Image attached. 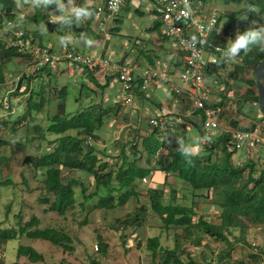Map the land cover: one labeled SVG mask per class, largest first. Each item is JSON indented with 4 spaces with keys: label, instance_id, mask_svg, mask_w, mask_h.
<instances>
[{
    "label": "trees",
    "instance_id": "trees-1",
    "mask_svg": "<svg viewBox=\"0 0 264 264\" xmlns=\"http://www.w3.org/2000/svg\"><path fill=\"white\" fill-rule=\"evenodd\" d=\"M17 2L18 0H0V27L4 20L3 12L12 19L17 17L13 11L17 7ZM252 6H256L258 11L252 10ZM239 13H246L250 20L258 18L264 14V0H246V6L239 12L231 13L230 18L237 19ZM245 30L248 29L243 28L242 31ZM255 47L258 46H253L247 53L241 51L240 54L249 55ZM147 54L141 51V55L154 64L153 56ZM12 57H17L22 62H31L32 59L28 54L9 48L6 41L0 38L2 61L0 110L3 108L5 97L10 102V109L7 111L9 116L6 117L8 119L0 121V158L9 161L11 153L13 156L23 153L20 160V165L23 167L20 176L23 181L20 182L21 185H27L28 190L31 188L25 170L33 176L42 173L44 194L39 200L47 206L45 212L53 211L65 216L76 205L85 208L86 202L92 204L93 199H96V202L91 209L116 211L135 201L136 210L120 220L119 225L122 229L145 225L151 212L153 218L160 219L164 229L174 231V247L163 245L159 235L146 237L145 240L141 239L140 235L136 236L140 245L144 242L152 264H201L197 263L192 252L183 246L184 242H181V239L194 248H199L203 245L206 236L226 244L218 253L210 252L212 259L208 264L212 261L225 264H250L244 260L236 262L232 257L231 249L234 243H245L250 247L247 243L248 234L253 228L264 224V150H260L261 157L259 152L243 164L236 162L233 159L234 151L229 149L232 140L228 134L222 133L215 139L214 136H207L209 145L203 146L198 140L197 151L185 156L179 151V139L168 137L156 129L151 131L146 127V135L140 138L138 135L122 147L120 164L102 161L95 147L84 144V137L94 134L101 128L106 122L105 117L108 114L116 115V112L122 109L121 105L114 104L111 109L93 103L71 112L66 105L68 90L64 87L59 93L49 91L45 82H38L40 69L22 75L15 89L11 90L8 77L10 69L6 65ZM248 67L238 69L244 75L242 81L247 80L245 75ZM90 78L96 81L93 77ZM32 81L35 89L31 88ZM138 93L143 95L141 92ZM90 94L89 91L86 95L90 96ZM245 96L251 97L252 93L248 90ZM15 97L20 98L19 102H24L25 106L19 115L13 116L10 111ZM239 112L243 113V109L240 108ZM45 115L46 120H41V116L43 118ZM233 126L239 125L234 122ZM139 144L147 154L145 160L147 166L138 164L144 157L138 149ZM126 147L135 150L134 158H130ZM67 170L82 171L85 178L92 179L94 187L90 189L82 179L63 177ZM1 172L0 167V187L14 185L16 188L20 184L14 177H3ZM157 173H162L164 176L165 187H148L144 202L140 179L151 176L156 178ZM171 175L175 178L174 184L169 182ZM78 186L81 188L83 200L77 204L76 187ZM13 205V202L7 205L5 220L0 222V245L26 237L41 239L54 246L73 251L72 236L65 229L42 227L41 219L36 215L25 221L22 209L18 213H13L11 207ZM210 208L219 213L218 221H214L209 214ZM7 222L9 225L13 224L10 227L8 225L3 227ZM98 239V251L106 255L108 245L101 235H98ZM260 250L261 253L251 257L253 263L264 262V248L261 247ZM183 256L188 260H184ZM21 257H26L31 263L16 261L12 264H37L45 260L44 254L30 245L18 247L17 258ZM0 264L7 263L3 261ZM91 264L102 263L93 259Z\"/></svg>",
    "mask_w": 264,
    "mask_h": 264
},
{
    "label": "clouds",
    "instance_id": "clouds-1",
    "mask_svg": "<svg viewBox=\"0 0 264 264\" xmlns=\"http://www.w3.org/2000/svg\"><path fill=\"white\" fill-rule=\"evenodd\" d=\"M108 1L109 0H104L102 3L98 4L92 14L90 11H88L85 8H76V9H73L71 12H68L65 8V5L62 3V0H18L17 7L15 10H13L17 14L16 18L12 19L5 12L2 13V15L4 16V20H2V25L0 27L1 28L0 38L6 41V44L9 48H15L19 53L28 54L32 58L31 59L32 66H29V68L27 69L28 72L20 71V69L15 66V63L16 65H19L17 64V61H18L17 57H12V60L7 63L6 66H8V68L10 69L8 71L10 85H12L13 83L16 84L22 75L30 74L31 72L33 73L35 72V70L40 69L41 75L39 76L40 80H38V82H41V83L45 82V86L47 87L49 91H52V92L54 91L55 93L57 92L59 93V90H61L64 87L68 90V96L66 98V105H67V100L69 98H72L71 94H76V92L78 91L75 88H72V89L69 88L68 86L69 80L68 78L66 79L68 81H65V79H62L63 74H66L69 77H73L74 80H76L77 77L79 78L78 79L79 83H77V85L80 90L79 97L81 96L82 100L78 101L77 104L79 102H82V103L81 105H78L77 107H73L72 109L67 107V109L71 112H74L77 108L86 107L93 103L101 104L103 107L111 108V109H113L114 106L112 105L114 104L121 105L122 109H119L116 112V115L108 114L105 117L106 122L101 128H99L94 134L86 135L84 137V144L88 147H95L102 161H108L110 163L120 164L122 160V157L120 156L122 147H124L128 142L124 144H122L121 142H117V145L111 146L109 148L107 144H104V145L102 144V146H104L103 149H100L98 146H96L98 145L97 140L100 137L101 130L110 122L112 121L115 122L117 120L124 119V118L135 122V120L139 119V115H142L143 113L145 115L144 120L146 122L145 128L148 127L151 131L156 129L159 133H165L169 137V136H172L171 133L173 129L172 127L173 124L175 123L183 124L187 120V118L185 117L192 116L193 114H196V113L200 114V116H204L202 111L196 110L192 112L191 101L184 94H177L170 87L159 84V83L157 84L154 83L152 88L147 92H143V91H140L138 88H135V92L132 94V104L131 105L124 104L122 100H120V98L118 97L119 92L121 91L120 82H119L120 72L118 70H114V71L109 70L107 68L108 64L120 65V66L126 65L129 67H134L137 70L138 74L139 73L141 74V71H144L145 69H148V68H161V69H166L168 71L174 72L176 67H178V65L180 64V59L183 55V52L179 48V45L177 44V42L167 37L163 33L162 31L163 21L157 12L156 1L147 0L146 5L147 7H149L150 5L149 10L151 11V13L153 14L155 18L156 27H159L160 36L163 39L161 43L164 44L165 49L160 46H157L153 48L152 50L147 49V48L142 49L143 52L151 54L155 62L154 64L153 63L151 64L150 62H146L147 63L146 65H140L138 63H133V62L118 61L116 59H112L110 57L103 56L100 54L91 55L86 52H80L71 46L72 45V37H71L72 33L66 30H62V29H56L58 31L55 32V34L53 35V38L51 39L52 43L45 44L43 38L47 37V34L44 35V31H46V29H44L42 25H40L39 27L41 29L43 28L44 31L41 29L39 30L38 29H35V30L26 29L21 21V14H20V7H21L22 10H24V8H31L36 11L37 15L42 16L43 15L42 5L44 7H48L52 3H55L57 11H59L62 14L60 17L57 18L58 21L67 26H71L74 20L75 22L78 23L80 22L81 19L92 15V17L98 23V27H97L98 34L101 36L100 39L103 41L105 45L108 41L113 40V37L115 34L114 33L115 31H113V28L114 29L116 28V30L118 29V26L115 27V23L117 20L122 19L119 17L122 13L123 8L127 6L129 2V0H125L124 5H122V7L118 11H116L109 17L107 25H106L107 28L103 32L100 26V22H101L102 17L108 16L110 14L108 13ZM202 1L205 4H207L209 7L218 10L222 15L220 18V23L218 21V26L221 25L223 27V30H224L223 34L225 37L222 38L220 41H218L216 33H215L213 35V39L218 41L223 46L225 50L223 53V59L225 61L230 60L231 64L234 66L232 71L231 70L229 71V75L231 76V78H234L235 83L233 85H230L229 87H232V89H236V81L244 77V75H242L238 71L239 67H246V66L248 67L249 65L248 70L246 72L247 74L245 76H247V79L249 80H253L254 78L256 79V74L259 68L264 63V26L261 23V20H258L260 16L264 14L260 15L256 19L250 20L246 13H242V14L239 13L240 14L239 17H237V19L235 20H232L230 18L231 13L239 12L240 9L223 11L215 7L216 0H202ZM223 1L225 3H228L231 1H235V0H223ZM257 9L258 8L256 6H252V10L256 11ZM0 11H1V8H0ZM257 20H258V23H255L254 21H257ZM38 22L41 23L42 19L41 18L38 19ZM222 22L224 24H222ZM56 24L57 23L54 22L53 26ZM254 27H258V28H254ZM243 28H246L248 30L242 31ZM250 28H254V29H250ZM105 32H107L108 34H105ZM166 44L168 45V47L166 46ZM253 46H258V47L253 48L249 55L240 54L241 51L247 53L248 51L251 50ZM1 62L2 61L0 59V64ZM218 68H219L218 66L213 65V68L209 72L210 73L209 76L211 78H213L214 73L218 72ZM90 76L93 77L96 81L92 80ZM261 77H262L261 80L256 79V82L258 83L256 87H258L260 83L264 84V75ZM101 87H104V88L102 89ZM158 87L163 88V89L166 88L167 90L172 92L174 94L173 96H175L178 100L180 99V97L185 98L189 102V105H190L189 106L190 108L188 109V113L185 115L186 112L182 113L179 107H175L174 105L171 106L167 102L162 103V104L160 103L159 105H153L149 109H143L142 107H139L141 104L140 103L141 99L147 98L149 95H151L152 90ZM229 87L226 89L225 93L222 96L229 97L227 95V93L231 90L229 89ZM244 87L247 88L246 89L247 91H245V93L243 94L245 96L248 93L249 86L247 84H244ZM31 88L35 89L33 81L31 83ZM11 90H14V89H11ZM110 90L112 93H114V98L112 99L111 102L108 103L102 98L105 97L106 93L110 92ZM89 91L91 94L90 96H87L86 94L89 93ZM99 92H101L100 93L101 98L98 97ZM138 92L143 93V95H140ZM136 97H137V100L138 99L140 100L139 103L137 101V108H138L137 110H136V107H134ZM83 98H85V100H83ZM229 99L230 101H233V103H235L233 98L229 97ZM86 101L88 102L87 104L85 103ZM214 102L217 103L218 101L217 102L212 101V103H209L207 106L211 108L218 107V103L216 107L213 106L215 104ZM22 104L25 106L24 102ZM163 106H167L173 110V113L171 114L173 119L166 120V124H167L166 129H161V127L156 126L151 123V120L155 116L156 112H158ZM12 107H13V104H12ZM21 108H24V107H21ZM125 108L130 109L131 111L128 116L123 113V109ZM8 109H10V102L9 100H7V97H5L3 108L0 110V112L8 114L7 113ZM178 117L181 118V121L177 120ZM262 118H264V116L261 117L260 119ZM203 124H204V117L201 123L202 129L206 133L205 137L202 139V142H201V144L204 146V145H209V140L207 136L209 135L214 136V139H215L222 133H219L216 131L207 133L208 131L204 129ZM240 126L243 127L242 125ZM0 131H1V128H0ZM144 135H146V130H145ZM138 137L140 138L141 136H138ZM179 143H180L179 151L183 155L189 156V155L194 154V149L191 146L185 145L183 141H180ZM126 148L128 149L127 153L130 155V158H134L133 155H134L135 150L133 149L131 150V147H126ZM138 149L142 153V155H144V157H142L139 160L138 162L139 164L140 161L143 158H145L147 154L143 152L141 144H139ZM259 152L260 150L257 153ZM234 153H235L234 155H236V153L238 152H234ZM261 154L262 152H260L259 154L260 157H261ZM242 157L243 159L247 158V157H244L243 155ZM248 159H251V158H248ZM245 161L246 159H244V162ZM75 171L81 172L83 177H79L78 179H82L85 185L89 186V184H86V181L88 180V178H85L84 173L79 170H75ZM154 179L156 178L152 176L143 177L140 179V183L143 184L149 181L150 183L149 187L150 186H158V187L162 186V188L165 187V181L163 182V184L157 185ZM78 187H76V190ZM147 188L148 187L143 188V194L146 197H147L146 195ZM93 200L94 202H96V199H93ZM210 215L213 219H215L214 221H218L219 213H217L216 210L212 209V213ZM151 218L157 220V218H153L152 213L149 212L147 222L145 223V225L147 223L149 224V221ZM159 220L160 219L158 218L157 221ZM160 228L164 229L163 225H161ZM164 231L166 232L167 230L164 229ZM147 237H151V236H147ZM203 245L207 246V243L203 242ZM253 246H254V253L256 254L261 253L260 252L261 247L258 248V246L254 243H253ZM214 263L215 264H225V263H217L214 261H212L211 264H214Z\"/></svg>",
    "mask_w": 264,
    "mask_h": 264
},
{
    "label": "rangeland",
    "instance_id": "rangeland-1",
    "mask_svg": "<svg viewBox=\"0 0 264 264\" xmlns=\"http://www.w3.org/2000/svg\"><path fill=\"white\" fill-rule=\"evenodd\" d=\"M215 4L216 8H219L223 11L239 10L242 7L246 6V0L231 1L228 3H225L223 0H216ZM258 20H261V23L264 26V15L260 16ZM258 20L254 22L258 23ZM125 22L126 23L123 28L125 29L124 32L126 34H130V31L132 32V34H139L141 28L139 29L138 22H134V20H130V22L132 23L128 22L127 20H125ZM137 36L139 37L140 35ZM17 64H19L20 66L16 65V63L15 66L18 67L20 71L27 72L29 66H32V62L29 61L22 62L18 60ZM142 64L146 65L147 63L146 61H142ZM263 73L264 63L259 68L256 74V79L261 80V76L264 75ZM67 78L69 80V88H75L78 91L76 92V94H71L72 98H69L67 100V107L72 109L73 107H77L82 103L79 102L77 104L78 101L82 100L81 96L79 97L80 90L77 85V83H79V78L77 77V79L74 80L73 77H69L66 74H63L62 79L68 81L66 80ZM256 79L254 78L253 82L247 79L248 84H255ZM15 86L16 84L13 83L12 85H10V88L15 89ZM257 89L258 92L262 95V102L264 105V84L260 83ZM113 96V93L107 92L106 96L102 99L109 103L112 101ZM98 97L101 98L100 95ZM83 100H85V98H83ZM19 101L20 98H14L13 107L10 111L11 115L13 116H16V114L19 115L24 110L23 108H21L24 107V105ZM137 101L139 103L140 100H137L136 97L134 104L136 110L138 109ZM258 101L259 99H257L256 102ZM85 103L87 104L88 102L86 101ZM140 103L142 104L141 101ZM142 106L146 107V105L143 104ZM232 107L234 108L231 110V116L232 114H235L238 117H242V115L237 112L238 107L234 105ZM257 107L252 113H250L249 116L255 117L257 115V112L261 110V107L259 109ZM54 111H56V109ZM243 111L246 112L244 109ZM130 112V109H123V113L127 116L130 114ZM0 114L2 116L0 118V121L1 119H8L6 117H8L9 114L3 112H0ZM40 119L43 121L46 120V115L43 118L41 116ZM144 119L145 115L142 113V115H139V119L135 120V122L130 121L126 118L117 120L115 122H110L101 130L100 137L97 140L98 145L96 146H98L100 149H103L104 146H102V144H107L109 148L111 146L117 145V142H121L122 144H124L132 140L133 138H136L138 135H144L146 125ZM22 156L23 153H18L15 156H13V154L11 153V159L9 161L0 158L3 159L0 160L2 176L5 178L7 176L14 177L15 181L17 183H20L16 188L14 185H12L14 187H0V222L5 220L7 205L13 202L14 205L11 206L13 207V213H18V211L22 209L21 212L23 213V218L25 221L31 219L32 216L36 215L41 219L42 227L52 226L65 229V231H67L72 236V246L74 249L73 251H69L61 247L54 246L49 242L41 239H28L26 237H22L20 239L10 240L9 242L0 245V263H2L3 261H5L7 264H12L16 261L19 263H31L26 257L17 258L18 247L20 245H30L44 254V262L37 264H91L93 259L101 261L102 264H152L150 253L147 251L145 244H142L140 246L139 239L136 238V236L139 234L142 235V238L148 235H159L161 236L163 245L167 247H174V231H166L161 234L158 227L159 223L155 219L151 218L149 224L147 223L146 225L140 227L129 226V228L127 229L121 228V226L119 225L120 220L124 219L128 214H131L136 210L135 201H132V203H129L125 207L119 208L116 211L91 209L93 203L89 204V202H86L85 208H81L79 205H76V207L72 210H69L65 214V216H61L53 211L45 212L47 206L43 205L39 200L40 197L44 194L43 183L41 181L42 173H38L37 176H33V174L31 175L28 170H25V174L28 177V184L31 190H28L27 185H21L20 181H23L20 176L21 171L23 170V167H21L20 165ZM146 157L147 155L140 161V165L147 166V162L145 161ZM240 158L243 159V157ZM235 159L236 161H240L238 153H236ZM244 159L249 160L248 158ZM63 177L79 178L83 177V175L81 174V172L75 170H67L66 172H64ZM158 178L159 184H163L162 178L160 176H158ZM169 178V182L174 184V176L171 175V177ZM86 184H89L90 189L94 187V184H92V179H88L86 181ZM141 185L143 188H146L149 187L150 183L148 181L147 183H143ZM80 191L81 189L80 187H78L77 204L83 200ZM18 197L21 198L22 202ZM142 200L144 202L146 201V197H144V194ZM211 213L212 212H210L209 214ZM205 215H207V213H205ZM12 219H14V217H12ZM9 222L4 224L3 227H7V225L10 227L13 223L9 225ZM135 228L137 229L135 230ZM98 235H101L103 241L108 245L106 255L100 253L97 250V248H99ZM248 235L249 236L247 237V243L252 247L245 245V243H234V246L231 249V251H233L232 257L236 262L244 260L245 262L250 264H262V262L260 261L253 263L254 260L251 257L256 254L254 253L253 243L256 244L258 248H264V224H261L258 228H253L252 232ZM181 242H184L183 246L187 248L188 251L192 252V255L196 259L197 263L201 264H208L209 260L212 259L210 255L211 251L218 253V251H220L223 246L226 245L221 242H216L213 238L209 237H205L204 240V243H207V247L205 245H202L199 248H194L190 243L183 239H181ZM183 259L188 260V258H185V256H183Z\"/></svg>",
    "mask_w": 264,
    "mask_h": 264
},
{
    "label": "built area",
    "instance_id": "built-area-1",
    "mask_svg": "<svg viewBox=\"0 0 264 264\" xmlns=\"http://www.w3.org/2000/svg\"><path fill=\"white\" fill-rule=\"evenodd\" d=\"M155 1L157 12L163 21V33L177 42L183 52L180 64L174 72L161 68H148L141 71V74H138L134 67L108 64L109 70L120 72L121 91L118 97L124 104L131 105L135 88L147 92L154 83L166 85L175 93L184 94L190 99L192 112L196 110L203 112V127L208 131L207 133L212 131L227 133L232 140L229 148L231 151L242 153L247 158H253L259 150H264V118L252 121L251 124H240L243 128L234 127L230 124V120L225 123L220 121L221 108L219 106L216 108L207 106L212 101L217 102L226 89L235 83L234 78L229 75V71H232L234 66L230 60L223 59L225 50L218 42L225 37L223 27L218 26L221 13L209 7L202 0ZM124 2L125 0L108 1V13L110 14L102 17L100 22L103 32L107 28L109 17L118 11ZM215 33L218 41L213 39ZM105 34L108 33L105 32ZM211 63L219 67L213 78L209 76L213 68ZM246 89L243 87L242 93L243 91L245 93ZM234 90H230L227 95L232 98L231 92ZM172 113V109L163 106L156 112L151 123L161 129H166V120L173 119ZM177 120L181 121V118L178 117Z\"/></svg>",
    "mask_w": 264,
    "mask_h": 264
},
{
    "label": "crops",
    "instance_id": "crops-1",
    "mask_svg": "<svg viewBox=\"0 0 264 264\" xmlns=\"http://www.w3.org/2000/svg\"><path fill=\"white\" fill-rule=\"evenodd\" d=\"M103 1L104 0H62V3L65 5V8L68 12H71L76 8H85L93 14L96 6ZM146 1L147 0H129L127 6L123 8L122 13L119 17L122 19L117 20L115 23V27L118 26V29L116 30V28H113V31H115L113 40L108 41L105 45L100 39L101 36L98 34V23L92 17V15L81 19L78 23L74 20L71 26H67L58 21L57 18L62 14L57 11L55 3H52L48 7H44L42 5V16L37 15L36 11L31 8H24V10H22V8L20 6L19 7L21 21L26 29L39 30L41 29L39 27L40 25H42L43 28L46 29V31H44L43 28L41 29L44 31V35L47 34V37L43 38L45 44L52 43L51 39L53 38L55 32L58 31L56 29H62L72 33L71 46L80 52H86L91 55L100 54L112 59H116L118 61L133 62L143 65L142 61L148 62L149 60L141 55V51H143L142 49L147 48L152 50L157 46L163 47L165 49L164 44L161 43L163 39L160 36L159 27H156L155 18L149 10L150 5L149 7H147ZM40 18L42 19L41 23L38 22V19ZM129 19L132 21L134 20V22H138V27L139 29L141 28L139 34H132L131 31L129 32L130 34H126L124 32L125 29L123 28V26L126 23L125 20L130 22ZM54 22H56L57 24L53 26ZM137 35L140 36L138 37ZM166 46L168 47L167 44ZM147 55L151 56V54ZM242 79L243 78H240L238 81H236V89L231 92V94L233 95L232 98L235 103H231L233 101H230L229 97L227 96H222L217 100L218 106L222 111L219 115L221 119L220 121L222 123L228 122L230 120V124L232 126L234 125V122H236L237 125L240 126V124H251L252 121H257L264 116V105L261 97L262 95L258 92V89L256 87L258 83L256 82L255 84L253 83L249 85L248 80L242 81ZM251 81L253 82V80ZM244 84H247L249 86V91L252 93L251 97L243 95L244 91L242 93V88L244 87ZM229 89L233 90L232 87H229ZM100 93L101 92H99L98 95H100ZM110 93H112L111 90ZM173 95L174 94L166 88H155L152 90L151 95H149L147 98L141 99L142 104L146 105L147 107L142 106V104H140L139 107H142L143 109H149L153 105H159L160 103L162 104L167 102L171 106L174 105L175 107H179L182 113L186 112V115L188 113V109L190 108L189 102L182 97H180V99L178 100ZM257 99H259L258 102H256ZM217 103H215L213 106L216 107ZM233 105L238 107L237 112L240 113L242 117H238L235 114H232L231 116V110L234 108L232 107ZM257 106H260L261 110L257 112V115L255 117L249 116ZM260 107L257 108L259 109ZM240 108L244 109L246 112H239ZM203 117L204 116H200V114L196 113L192 116L185 117L187 118L185 123H175L172 125L173 129L171 135L174 138L179 139V141H183L184 143L191 146L194 149V153L197 151V145H199V141L202 142V139L206 135L204 130L201 128ZM238 157L240 161H236L235 155L233 159L236 162H242L243 164L244 159L240 158L242 157V154L238 153ZM158 176L162 178V182H164L165 179L164 176H162V173L156 174V179H154V181L157 185H160ZM209 212H212V208H210ZM158 223L159 231L161 234H163L165 231L163 228H160L162 222L159 220ZM139 235L142 236L141 234ZM146 237L141 238L145 240ZM142 244H144V242Z\"/></svg>",
    "mask_w": 264,
    "mask_h": 264
}]
</instances>
